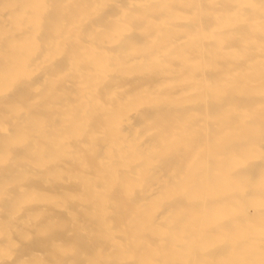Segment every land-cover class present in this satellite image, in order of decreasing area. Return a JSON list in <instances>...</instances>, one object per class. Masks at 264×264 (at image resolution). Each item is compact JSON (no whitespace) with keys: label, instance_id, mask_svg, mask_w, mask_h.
<instances>
[{"label":"bare ground","instance_id":"bare-ground-1","mask_svg":"<svg viewBox=\"0 0 264 264\" xmlns=\"http://www.w3.org/2000/svg\"><path fill=\"white\" fill-rule=\"evenodd\" d=\"M0 264H264V0H0Z\"/></svg>","mask_w":264,"mask_h":264},{"label":"rangeland","instance_id":"rangeland-1","mask_svg":"<svg viewBox=\"0 0 264 264\" xmlns=\"http://www.w3.org/2000/svg\"><path fill=\"white\" fill-rule=\"evenodd\" d=\"M13 235H16V234H13ZM12 235V237H13V239H16V236H15V238H14V236ZM17 238H18V236H17ZM18 247V246H17ZM25 248V247H24ZM21 247L19 248V250H18V252H19V255H20V253H21ZM17 249H15V251H14V253L16 252V254H18V252L16 251Z\"/></svg>","mask_w":264,"mask_h":264}]
</instances>
